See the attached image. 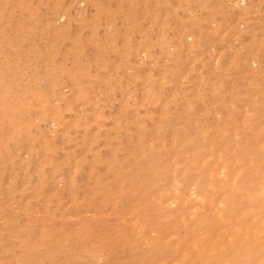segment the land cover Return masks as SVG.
<instances>
[{
    "label": "rangeland",
    "instance_id": "rangeland-1",
    "mask_svg": "<svg viewBox=\"0 0 264 264\" xmlns=\"http://www.w3.org/2000/svg\"><path fill=\"white\" fill-rule=\"evenodd\" d=\"M0 264H264V0H0Z\"/></svg>",
    "mask_w": 264,
    "mask_h": 264
}]
</instances>
